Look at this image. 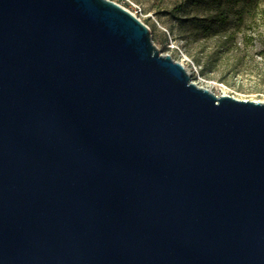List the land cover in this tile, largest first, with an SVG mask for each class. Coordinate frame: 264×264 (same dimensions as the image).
<instances>
[{
    "label": "water",
    "instance_id": "obj_1",
    "mask_svg": "<svg viewBox=\"0 0 264 264\" xmlns=\"http://www.w3.org/2000/svg\"><path fill=\"white\" fill-rule=\"evenodd\" d=\"M0 264H264V102L114 1L0 0Z\"/></svg>",
    "mask_w": 264,
    "mask_h": 264
},
{
    "label": "rangeland",
    "instance_id": "obj_2",
    "mask_svg": "<svg viewBox=\"0 0 264 264\" xmlns=\"http://www.w3.org/2000/svg\"><path fill=\"white\" fill-rule=\"evenodd\" d=\"M111 1L131 13L140 8L138 18L159 52L183 62L197 85H210L216 95L225 92L239 100L264 102V0L237 5L225 25L217 24L208 33L204 23L192 20L198 12L188 0Z\"/></svg>",
    "mask_w": 264,
    "mask_h": 264
},
{
    "label": "trees",
    "instance_id": "obj_3",
    "mask_svg": "<svg viewBox=\"0 0 264 264\" xmlns=\"http://www.w3.org/2000/svg\"><path fill=\"white\" fill-rule=\"evenodd\" d=\"M246 0H188V3L198 12L192 17L194 23H204V33H208L217 24L225 25L237 5ZM202 26V25H201ZM200 28V27H199ZM203 28V27H202Z\"/></svg>",
    "mask_w": 264,
    "mask_h": 264
},
{
    "label": "built area",
    "instance_id": "obj_4",
    "mask_svg": "<svg viewBox=\"0 0 264 264\" xmlns=\"http://www.w3.org/2000/svg\"><path fill=\"white\" fill-rule=\"evenodd\" d=\"M116 2V1H115ZM117 3V2H116ZM118 4V3H117ZM120 5V4H119ZM138 9V11H135V12H133V14L136 16V17H138V15L137 14H140L141 13V9L140 8H137ZM174 48H177L175 45H172L171 46V49H174ZM182 64L184 65V67H186L185 66V64L182 62ZM186 69V71L188 72V74H189V76H190V79H191V77H192V75L194 74L192 71H189L187 68H185ZM192 80V79H191ZM192 82H194L196 85H197V82H195V81H192ZM207 83H214V82H209V81H207ZM197 86H199V85H197ZM208 86H210V85H206V86H199V87H201V88H206V89H208V90H210L211 92H213L212 91V89L210 88V87H208ZM225 86H223V88H224ZM215 94V93H214ZM223 94H226V95H230L229 93L227 94V93H225V92H223ZM216 95V94H215ZM217 96H219V95H217Z\"/></svg>",
    "mask_w": 264,
    "mask_h": 264
},
{
    "label": "bare ground",
    "instance_id": "obj_5",
    "mask_svg": "<svg viewBox=\"0 0 264 264\" xmlns=\"http://www.w3.org/2000/svg\"><path fill=\"white\" fill-rule=\"evenodd\" d=\"M188 73V72H187Z\"/></svg>",
    "mask_w": 264,
    "mask_h": 264
}]
</instances>
